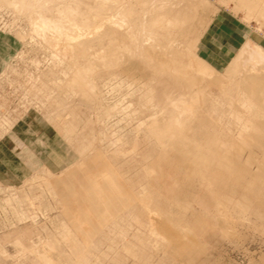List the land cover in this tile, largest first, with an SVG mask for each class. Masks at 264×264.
<instances>
[{"label": "rangeland", "instance_id": "rangeland-1", "mask_svg": "<svg viewBox=\"0 0 264 264\" xmlns=\"http://www.w3.org/2000/svg\"><path fill=\"white\" fill-rule=\"evenodd\" d=\"M134 1L0 0V264H264V0Z\"/></svg>", "mask_w": 264, "mask_h": 264}, {"label": "bare ground", "instance_id": "bare-ground-1", "mask_svg": "<svg viewBox=\"0 0 264 264\" xmlns=\"http://www.w3.org/2000/svg\"><path fill=\"white\" fill-rule=\"evenodd\" d=\"M34 1H36V0H34ZM39 1V0H38ZM65 1V0H64ZM136 1V0H135ZM135 1L133 2V3H135ZM149 1V0H148ZM48 2V1H47ZM137 3H135V4H138V2L139 1H136ZM35 3V2H34ZM33 3V4H34ZM140 3V2H139ZM195 3V2H194ZM39 4V3H38ZM41 4V3H40ZM68 4H70V3H68ZM74 4V3H73ZM43 5V4H42ZM49 6H50V4H48ZM72 5V4H71ZM128 5V4H127ZM45 6V5H44ZM74 6V5H73ZM125 6V5H124ZM134 6V5H133ZM139 6V5H138ZM144 6H146L145 4H144ZM191 6V5H190ZM39 7V6H38ZM98 7V6H97ZM121 7V6H120ZM148 6H146V8H147ZM150 7V6H149ZM46 8V7H45ZM51 8V7H50ZM72 8V7H71ZM123 8V7H122ZM131 8V7H130ZM125 9V11H124V8L122 9V11H123V13H126V15H128V14H130L131 12H132V9ZM140 8V7H139ZM185 8V7H184ZM189 8V7H188ZM193 8H194V6H193ZM192 8V9H193ZM201 8V7H200ZM24 9V8H23ZM41 9H42V7H41ZM70 9V8H69ZM84 9V8H83ZM99 9V8H98ZM119 9V8H118ZM141 9H142V7H141ZM183 9V8H182ZM46 10V9H45ZM87 10V9H86ZM90 10V9H89ZM102 10V9H101ZM121 10V9H120ZM178 10V9H177ZM180 10V9H179ZM186 10H188L187 8H186ZM150 11V10H149ZM188 11H191L190 9L188 10ZM193 11V10H192ZM195 11V10H194ZM52 12V11H51ZM63 12V11H62ZM64 12H65V10H64ZM63 12V13H64ZM43 13V12H42ZM68 13V12H67ZM94 13V12H93ZM137 13H138V11H137ZM143 13V12H142ZM194 13V12H193ZM44 14V13H43ZM65 14H66V12H65ZM68 14H71V13H68ZM68 14H66V15H68ZM96 14V13H95ZM179 14V13H178ZM183 14V13H182ZM185 14V13H184ZM38 15V14H37ZM125 15V14H124ZM125 15V16H126ZM155 15V14H154ZM189 15V14H188ZM187 15V16H188ZM47 16V15H46ZM85 16V15H84ZM131 16V15H130ZM129 15H128V17H130ZM139 16V15H138ZM176 16L177 17H180V16H178L177 15V13H176ZM176 16H174V15H172V16H170V15H168V13H165L164 14V16H161V15H155V18L153 19L152 17V20H150L151 22L150 23H152V24H154V28H156L157 27V25H159V28L161 27V25L160 24H164V28L166 27V29H167V27H171V26H173L172 28H174V26H175V28L177 27L176 25H177V18H176ZM145 17V16H144ZM165 17V19L163 20L162 18H164ZM191 17H193V15L191 16ZM194 17H197V15L196 16H194ZM43 18H45V17H39V22L37 23V25H38V27H41V28H52L53 29V32H54V30L55 31H57V32H55L56 34L58 33V34H60V32H61V30H60V27H59V25H57L56 23H53V24H50L49 22H51L50 20L48 21V19L47 18H45V19H43ZM183 18V16H181V19ZM137 19V18H136ZM142 19V18H141ZM185 19H186V17H185ZM195 19V18H194ZM189 20V19H188ZM188 20H187V22H188ZM83 21V20H82ZM136 21V20H135ZM149 21V20H148ZM181 21V20H180ZM142 22V21H141ZM186 22V23H187ZM140 23V22H139ZM147 23V22H146ZM182 23H184L185 24V22H182ZM191 23V22H190ZM152 24H150L151 26H152ZM139 25V24H138ZM150 25H149V29H151V27H150ZM183 25V24H182ZM156 26V27H155ZM185 26V25H184ZM73 27V26H72ZM71 27V29H73ZM153 27V26H152ZM163 27V26H162ZM161 27V28H162ZM188 27V26H187ZM75 28V27H74ZM160 28V29H161ZM46 29H45V31H46ZM47 29V30H48ZM76 29V28H75ZM139 29V28H138ZM156 29H158V28H156ZM41 30V29H40ZM164 30V29H163ZM169 29H167V31H168ZM181 30V29H180ZM187 30V29H186ZM189 30V29H188ZM153 32H154V30H152ZM161 31V30H160ZM166 31V30H165ZM42 32V31H41ZM128 32V31H127ZM151 32V31H150ZM132 33V32H131ZM135 33L137 34V31L135 30ZM152 33V32H151ZM57 34V35H58ZM61 34H62V32H61ZM60 34V35H61ZM126 34V33H125ZM148 34H150V33H148ZM153 34V33H152ZM60 35H58V36H60ZM147 35V34H146ZM151 35V34H150ZM154 36V35H153ZM156 36V35H155ZM62 37V36H61ZM60 37V38H61ZM151 37H152V35H151ZM148 38V37H147ZM135 39V38H134ZM153 39V38H152ZM155 39V38H154ZM153 39V40H154ZM139 40V39H138ZM144 40V39H143ZM67 41V40H66ZM140 41V40H139ZM138 41V42H139ZM150 41H152L151 39H150ZM135 42V41H134ZM144 42V41H143ZM147 42V41H146ZM153 42V41H152ZM144 44V43H143ZM147 44V43H146ZM153 44V43H152ZM155 45H157L156 43H154ZM139 46H140V44H138ZM159 45V44H158ZM162 46V45H161ZM165 46V45H164ZM67 47H68V45H67ZM137 47V46H136ZM147 48L145 49L146 51H144V49H143V51H141V52H144L143 54L145 55H142L139 51V54L141 55V56H144L145 58H146V62H151L152 60H154L153 58H152V56H153V54H155L156 53V50L158 51L159 49H156L155 50V48L153 47V46H146ZM149 47V48H148ZM139 48H141V50H142V48L143 47H138L137 49H139ZM157 48V47H156ZM162 48H163V46H162ZM161 49V48H160ZM164 49V48H163ZM172 49V48H171ZM155 50V51H154ZM162 50V49H161ZM137 51V50H136ZM135 51V52H136ZM163 51V50H162ZM172 51V50H171ZM164 52V51H163ZM137 53V52H136ZM166 53V51L164 52V54ZM169 53V52H168ZM138 54V53H137ZM158 54V52L154 55V56H156ZM170 54V53H169ZM168 54V55H169ZM240 55H239V57L236 59V61H237V63H236V68L237 67H241L242 68V66H243V70L245 69V71H247V72H245V73H247V74H245V75H247V76H249L250 78H253V79H255V80H260V81H264V50L262 49V48H260L259 46H257V45H253V46H244L242 49H241V51H240V53H239ZM167 55V56H168ZM171 55V54H170ZM173 55H174V53H173ZM153 56V57H154ZM175 56V55H174ZM144 57H142V60L144 59L145 60V58ZM161 57V56H160ZM160 57H158L157 56V58H159V60H160ZM169 57V56H168ZM157 58H155V60L157 59ZM170 58H172V56L170 57ZM154 60V61H155ZM156 61H158V59L156 60ZM172 62L174 63V65L173 66H175L176 67V69H178V67H179V69L178 70H180V71H182L180 68H183V69H185V71H187V70H190V66L188 67V66H186V64H185V66L183 65V62H181L180 60H179V56H175V57H173V60H172ZM188 63H190V64H192L190 61L188 62ZM201 63V62H200ZM187 65H189V64H187ZM194 64H192L191 66H193ZM203 65V64H202ZM162 65H158V68H160V69H162ZM206 67V66H205ZM245 67V68H244ZM158 68H156V69H158ZM235 67H233V69H234ZM191 69H193V68H191ZM195 69H197V68H195L194 67V71H195ZM202 69V68H201ZM200 69V70H201ZM230 69V68H229ZM199 70V71H200ZM192 71V70H191ZM202 71V70H201ZM200 71V72H201ZM197 73H198V71H197ZM202 73V72H201ZM235 73V72H234ZM194 74V73H193ZM197 75V74H196ZM195 75V76H196ZM198 75H201V74H198ZM228 75V74H227ZM169 76V75H168ZM178 76V75H177ZM194 75H192V77H193ZM204 75H203V73H202V75H201V77H203ZM229 76V75H228ZM183 77V76H182ZM190 77V76H189ZM192 77H190V78H192ZM205 77V76H204ZM232 77V76H231ZM172 79V77H170L169 76V79ZM177 78V77H176ZM185 78H187V80H191L190 78H188V76L187 77H185ZM167 79H168V77H167ZM175 78L173 77V80H174ZM193 79V78H192ZM176 80H179V79H176ZM186 80V79H185ZM184 80V81H185ZM204 80V79H203ZM183 81V80H182ZM181 81V82H182ZM184 81L182 82V84H183V86L185 85V83L187 82V83H192L191 81H193V80H191V81H186L185 83H184ZM205 81V80H204ZM170 82V81H169ZM181 82L179 81V83L181 84ZM196 82V81H195ZM206 82V81H205ZM213 82H215V80H213ZM171 83H173V81H171ZM178 82H176V84H177ZM179 83H178V85H179ZM197 83V82H196ZM176 84H174V85H176ZM193 84L194 83H192V84H190V86H189V84L187 85L186 84V86H189V87H191V85L193 86ZM206 84H207V82H206ZM215 84H217V83H215ZM173 85V84H172ZM186 86H184V89L186 88ZM188 87V88H189ZM181 91V90H180ZM185 92H187V91H185ZM178 94H180V93H178ZM186 94V93H185ZM194 94H196V91H194ZM193 94V95H194ZM184 96V95H183ZM186 96V95H185ZM176 97V96H175ZM179 97V96H178ZM177 97V98H178ZM189 97H191V95L189 96ZM176 98V99H177ZM183 98V99H182ZM184 98L185 97H182L181 96V99L178 101V102H175V103H171L172 104V106L173 107H171V108H174V112L172 111H170V119L168 120L167 119V124L163 127V128H156V125L155 124H152L151 125V129L153 130V132H154V134L156 135V137L158 138V139H163V137L164 136H168V135H171L172 137L173 136H180V137H183V135H184V132L186 131V129H190V127H188V122H189V119H190V117H192V116H194L195 114H196V112H197V110L194 108V107H192L191 105H190V101L188 100H184ZM189 99V98H188ZM193 99V98H192ZM170 100V99H169ZM168 100V101H169ZM172 100H173V98H172ZM171 100V101H172ZM175 100V99H174ZM178 100V99H177ZM168 101H167V103H168ZM196 110H194V109ZM171 110H173V109H171ZM182 116V117H181ZM196 116V115H195ZM198 116V115H197ZM181 117V119H183V117H185L186 119L185 120H181V119H179ZM167 118H169V117H167ZM192 118H194V117H192ZM191 118V119H192ZM196 118V117H195ZM198 118V117H197ZM194 120V119H193ZM184 121V122H183ZM192 121V120H191ZM163 122V121H162ZM183 122V123H182ZM177 123V124H176ZM182 123V124H181ZM193 123H194V121H193ZM181 124V125H180ZM188 127V128H187ZM189 131V130H188ZM187 131V132H188ZM193 146V145H192ZM195 146V145H194ZM194 146H193V148H194ZM196 147V146H195ZM188 148H189V146H188ZM187 148V149H188ZM196 150H197V147H196ZM186 152H189V151H186ZM191 153H193V152H191ZM197 152H195V154H196ZM189 154H190V152H189ZM186 155V154H185ZM187 157H188V155H187ZM190 158H191V156H190ZM215 165V164H214ZM224 173V172H223Z\"/></svg>", "mask_w": 264, "mask_h": 264}]
</instances>
